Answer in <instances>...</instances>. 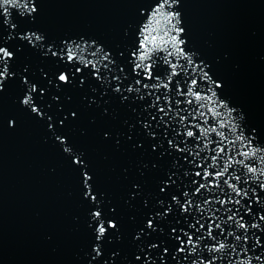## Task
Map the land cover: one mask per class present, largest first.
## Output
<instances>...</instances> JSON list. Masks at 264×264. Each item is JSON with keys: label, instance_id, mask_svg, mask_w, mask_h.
<instances>
[{"label": "snow or ice", "instance_id": "obj_1", "mask_svg": "<svg viewBox=\"0 0 264 264\" xmlns=\"http://www.w3.org/2000/svg\"><path fill=\"white\" fill-rule=\"evenodd\" d=\"M38 3L0 0V99L6 89H16L19 111L43 123L73 167L90 234L86 264H121L120 250L113 247L121 242V226L117 205L100 189L87 155L66 134L69 122L79 118L78 109L63 106L72 97L61 99L73 88L86 90L88 107L97 105V98L107 104L109 97L138 113L130 132L139 128L157 154L152 170L159 174L158 195H147L140 183L128 192L126 203L139 197L152 209L132 236L136 247L130 264H264V131L250 124L243 110L237 112L211 64L187 47L181 0L141 4L130 46L116 50L84 35L54 38L37 24ZM29 54L53 70L34 71ZM53 87L58 91L49 97ZM7 123L15 128L16 117ZM103 138L110 139V133ZM132 147L142 150L144 141ZM165 158L161 167L158 162Z\"/></svg>", "mask_w": 264, "mask_h": 264}, {"label": "water", "instance_id": "obj_2", "mask_svg": "<svg viewBox=\"0 0 264 264\" xmlns=\"http://www.w3.org/2000/svg\"><path fill=\"white\" fill-rule=\"evenodd\" d=\"M149 2L41 0L37 24L54 38L84 35L116 50L130 46V30L139 21L136 10ZM178 11L187 32V47L211 64L213 76L224 84L225 95L239 106L237 112L243 110L249 123L264 131V0H181ZM158 19L163 28V19ZM26 58L34 71L53 70L37 56ZM192 59L196 61V56ZM57 91L53 87L47 95ZM85 92L76 88L62 92V100L72 97L71 103L65 101V111L79 110V118L70 121L65 131L76 149L87 155L100 189L117 205L121 242H114L113 247L120 250L121 264H130L136 247L132 236L152 209H145L139 197L126 203L128 192L133 183H140L147 195H158L159 174L152 170L157 154L139 128L130 132L138 113L109 97H105L107 104L97 98L99 106L88 107ZM18 94L16 89H6L0 99V264H86L90 234L76 173L59 145L48 138L43 123L19 111ZM52 111L57 112L55 105ZM221 111L228 119L227 110ZM13 116L16 126L9 128L7 121ZM235 122L243 125V121ZM105 132L110 139L103 138ZM227 135L235 138L232 132ZM137 140L144 141L142 150H133ZM166 161L158 163L164 167Z\"/></svg>", "mask_w": 264, "mask_h": 264}]
</instances>
